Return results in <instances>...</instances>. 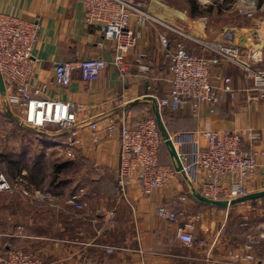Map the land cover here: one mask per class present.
Listing matches in <instances>:
<instances>
[{
	"label": "crops",
	"instance_id": "0c3cea01",
	"mask_svg": "<svg viewBox=\"0 0 264 264\" xmlns=\"http://www.w3.org/2000/svg\"><path fill=\"white\" fill-rule=\"evenodd\" d=\"M142 1L153 19L140 28L141 37L128 52L124 80L112 64L113 42L102 39L100 26L86 25L81 0H0V13L39 21L32 78L38 84H47L45 98L81 104L79 121L123 116L135 125L142 118L154 116L151 98L167 95L170 87L168 61L159 41L161 34L167 36L171 45L180 41L189 52L199 55L212 54L211 49L201 45L210 39L214 47L228 45L241 52L264 50L263 18L258 12L244 16L250 25L225 27L212 37V29L204 19L195 23L171 12L170 18L160 0ZM183 21H187L189 32L180 27ZM130 23L134 26V16ZM139 52L147 55L143 59L148 66L145 72L139 70L136 62ZM97 56L106 61V67L95 80L85 81L74 70L68 86L54 82L55 63ZM255 66L264 67V57ZM220 75L231 78L236 90L234 98L225 94L219 102L202 104L196 111L191 104L170 110L166 128L177 146L184 142L203 145L201 130L253 131L257 136L255 142L244 144L243 149L262 154L258 158V172L250 178L247 191L263 192L264 98L251 90V81L237 65L223 62L212 66L213 84L219 85L216 77ZM17 115L13 109L0 105L1 160L14 153L17 175H26L29 181L37 180L33 173L41 165H47L48 172L56 164L63 167L51 175L53 202L46 208H26L22 216L16 208L11 224L3 218L7 216L6 208H0V245L4 244L5 250L11 245L25 246L44 264H251L242 260L247 252L253 256L252 262L264 264V196L226 207L202 203L192 194L201 179L199 170L194 169L191 174L179 172L172 182L149 196H144L140 186L132 183L128 186L131 205L116 204L113 188L120 160L116 138L95 141L87 123L65 133L54 130L53 124L47 125L44 132H37L19 123ZM73 139L77 144L70 146L68 142ZM164 147V163H172ZM24 164L37 167L29 170L30 177ZM71 192L80 194L85 208L77 210L61 203ZM181 196L186 199L182 201ZM161 206L175 212L176 220L160 218L157 210ZM188 223L192 224L190 232L194 237L191 246L184 245L176 236L177 228ZM3 252L4 249L0 251Z\"/></svg>",
	"mask_w": 264,
	"mask_h": 264
},
{
	"label": "built area",
	"instance_id": "2783aa9c",
	"mask_svg": "<svg viewBox=\"0 0 264 264\" xmlns=\"http://www.w3.org/2000/svg\"><path fill=\"white\" fill-rule=\"evenodd\" d=\"M84 7L83 18L87 26H100L102 39L113 42L112 64L121 80L128 72V52L133 49L141 37L140 28L152 20L144 10L142 0H81ZM257 0H241L239 12L251 17L261 10ZM258 8V9H257ZM135 17L134 26L130 19ZM40 24L37 19H27L0 13V73L5 92L0 94V105L4 109L19 110L17 118L22 125L37 132H44L47 125L53 124L59 132H70L78 125L87 123L93 132V139L116 138L119 142V167L114 184L116 204L128 199V186L138 184L144 196L165 187L173 181L179 172L175 162L159 161V149L164 140L154 116L142 118L135 126L126 117H108L104 119L87 118L79 121L77 114L82 105L45 98L47 84H38L32 78L33 49L39 38ZM175 31L181 33L180 30ZM184 34V33H182ZM163 55L168 61L169 90L167 95L155 99L159 110L175 111L191 104L196 111L202 104H215L223 95L234 98L236 90L231 85V78L217 76L219 85L213 84L210 69L214 65L232 63L237 65L246 79L251 81V90L264 98V68L255 64L263 60L261 49L241 52L228 45L211 46L202 41L203 48L211 49L212 54H194L189 52L180 41L170 44L166 35H159ZM102 46V42H98ZM145 52L136 57L139 70L145 72L148 66L143 63ZM106 67L101 57H92L77 62H57L53 68V80L62 87L71 82L72 72L77 70L85 81L95 80ZM199 135L205 143H181L176 145L170 136L182 164L183 174H191L196 169L201 179L196 190L210 199L233 200L248 194L250 178L258 172V158L262 151L243 149L244 144L252 145L256 134L251 130H201ZM75 146L76 140L68 142ZM22 174L16 179L22 181ZM24 188L26 184H23ZM11 190V184L0 172V193ZM26 192V190H24ZM180 199L184 201L185 196ZM65 204L81 210L86 203L78 192H71L65 198ZM113 212H110L112 214ZM160 218L175 221L177 215L166 206L157 210ZM115 222L112 221V224ZM192 224H184L176 230L177 238L186 246H191L194 237L190 230ZM250 250L251 247L247 246ZM242 260L252 262L253 256L247 252ZM0 264H44L43 260L32 251L11 247L0 253Z\"/></svg>",
	"mask_w": 264,
	"mask_h": 264
},
{
	"label": "rangeland",
	"instance_id": "374dc122",
	"mask_svg": "<svg viewBox=\"0 0 264 264\" xmlns=\"http://www.w3.org/2000/svg\"><path fill=\"white\" fill-rule=\"evenodd\" d=\"M164 5H166L167 13H176L175 16H181L182 19L185 18L188 21L193 19L196 22L200 23L204 22L206 25L209 26L212 31H210L212 34V37H214L217 33H219L223 28L225 27H241L243 25H250V20L247 19V17H244L242 13L239 12L241 0H160ZM262 5L263 8L261 10H257L255 13L257 15H260L263 20L262 24V33L264 37V0H257V7ZM258 9V8H257ZM168 13V14H169ZM170 18H173L171 15ZM180 14V15H179ZM177 18V17H176ZM181 20L180 18H178ZM201 19H204L201 20ZM184 20V19H183ZM192 20V21H193ZM183 25L180 26L183 28L186 32H189L187 21H183ZM212 39H210V43ZM262 56L264 57V50H262ZM264 68V67H259ZM14 112H16V115L19 114V110L15 107L12 108ZM153 117V116H151ZM54 130H56V127H54ZM165 144L163 143V146ZM6 151V150H5ZM1 155V154H0ZM14 153L10 154L9 159L3 161L1 160L0 156V172L3 173L6 178L9 180V183L11 184V190L6 192H1L2 196L0 197V208H4L3 211H5L7 216L3 217L6 219L7 223L14 222V219L16 217L15 209L18 208L19 215H24L26 208H46L49 203H52V191L51 186L49 182L51 181L53 174V170L48 172L49 168L47 165H41L37 170V172H34V177H36L37 180L31 181L26 178V175L24 178H22V181H19L16 179L18 172L15 171L16 166H14ZM11 159V161H10ZM30 160H27L29 163ZM40 164V163H39ZM25 169L27 170V175L30 177V171L31 169L34 170L35 167L32 168L30 164L26 166L24 164ZM30 167V168H29ZM37 168V167H36ZM35 168V169H36ZM5 170V171H3ZM52 172V173H51ZM8 173V175H7ZM48 176H50L48 178ZM53 176V175H52ZM35 179V178H34ZM23 184H26V187L24 188ZM26 190V192H24ZM22 201H21V200ZM62 200V199H61ZM65 200V198H64ZM60 203V202H58ZM62 204L68 206L65 204V201H61ZM16 230H14L15 232ZM9 240V238H7ZM9 243V242H8ZM5 245H0V251L4 249L5 251ZM15 247V248H22L27 251H31L30 248H27L25 246H16L11 245L8 248Z\"/></svg>",
	"mask_w": 264,
	"mask_h": 264
},
{
	"label": "water",
	"instance_id": "95a60500",
	"mask_svg": "<svg viewBox=\"0 0 264 264\" xmlns=\"http://www.w3.org/2000/svg\"><path fill=\"white\" fill-rule=\"evenodd\" d=\"M4 92H5L4 82H3L2 75L0 73V93L4 94ZM151 99L154 101V104H153L154 119L157 123V126H158L160 132H161V136L164 140V144L168 149L170 157L175 162L176 171L181 172L182 171V164H181V161L178 157V153H177V151L174 147V144L170 138V134H169L166 126L164 125V122H163L161 115H160V111L155 104V100L153 98H151ZM192 194L198 201H200L202 203L210 204V205H214V206H218V207H226L229 205L236 204L238 202L260 198V197L264 196V191L263 192H257V193H249V194H246L242 197H239V198H236L233 200L210 199V198H207L205 196H202L199 192H197L194 189H192Z\"/></svg>",
	"mask_w": 264,
	"mask_h": 264
},
{
	"label": "trees",
	"instance_id": "16d2710c",
	"mask_svg": "<svg viewBox=\"0 0 264 264\" xmlns=\"http://www.w3.org/2000/svg\"><path fill=\"white\" fill-rule=\"evenodd\" d=\"M168 112H170V110H168V109H162L160 111L165 126H167V119L169 117ZM164 148L165 147L163 146V144H161L160 149H159V161L162 162V163H164V159H163V157H162L161 154H162L163 150H165ZM62 167H63L62 164H56V165H54L53 175H55L56 173H59L61 171Z\"/></svg>",
	"mask_w": 264,
	"mask_h": 264
}]
</instances>
